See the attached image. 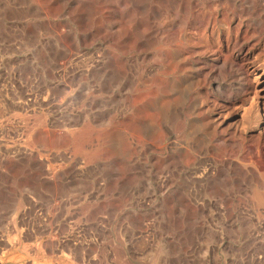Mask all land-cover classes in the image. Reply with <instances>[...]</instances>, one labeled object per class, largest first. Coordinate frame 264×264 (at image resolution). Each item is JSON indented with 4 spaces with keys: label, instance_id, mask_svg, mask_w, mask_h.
Instances as JSON below:
<instances>
[{
    "label": "rangeland",
    "instance_id": "1",
    "mask_svg": "<svg viewBox=\"0 0 264 264\" xmlns=\"http://www.w3.org/2000/svg\"><path fill=\"white\" fill-rule=\"evenodd\" d=\"M260 67L264 0H0V264H264Z\"/></svg>",
    "mask_w": 264,
    "mask_h": 264
},
{
    "label": "bare ground",
    "instance_id": "2",
    "mask_svg": "<svg viewBox=\"0 0 264 264\" xmlns=\"http://www.w3.org/2000/svg\"><path fill=\"white\" fill-rule=\"evenodd\" d=\"M198 1V0H197ZM179 2V1H178ZM173 3V2H172ZM237 3V2H236ZM179 5V4H178ZM177 7V6H176ZM179 7V6H178ZM176 9V8H175ZM208 14V13H207ZM213 14V13H212ZM179 17V16H178ZM177 17V18H178ZM202 17V16H201ZM212 18V17H211ZM215 19V18H214ZM196 20V19H195ZM198 20V19H197ZM204 20V19H203ZM176 21V20H175ZM186 21V20H185ZM204 22V21H203ZM176 24V23H175ZM178 24H180V23H178ZM195 26V25H194ZM254 73V82H255V86H257V91L255 90V93H254V95L257 97V100H258V103H263L264 102V95L263 94H261L263 91H264V67H260V68H258V69H256L255 70V72H253ZM254 86V87H255ZM252 99V98H251ZM255 99V98H254ZM256 100V101H257ZM256 101H254V102H256ZM252 102V101H251ZM250 102V103H251ZM253 104V103H252ZM251 105V104H250ZM249 105V106H250ZM254 105H255V107H256V110L254 111V113H255V117H256V122H257V125H258V123L260 122V120H261V118L259 117V106L257 105V104H255L254 103ZM253 105V106H254ZM252 106V105H251ZM252 106V107H253ZM262 109V108H261ZM261 113H263V112H261ZM256 125V124H255ZM257 127V126H256Z\"/></svg>",
    "mask_w": 264,
    "mask_h": 264
}]
</instances>
